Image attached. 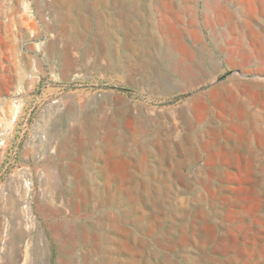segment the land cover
Instances as JSON below:
<instances>
[{
	"label": "rangeland",
	"instance_id": "374dc122",
	"mask_svg": "<svg viewBox=\"0 0 264 264\" xmlns=\"http://www.w3.org/2000/svg\"><path fill=\"white\" fill-rule=\"evenodd\" d=\"M206 2L0 0V264H264V94Z\"/></svg>",
	"mask_w": 264,
	"mask_h": 264
},
{
	"label": "crops",
	"instance_id": "0c3cea01",
	"mask_svg": "<svg viewBox=\"0 0 264 264\" xmlns=\"http://www.w3.org/2000/svg\"><path fill=\"white\" fill-rule=\"evenodd\" d=\"M205 11L210 18L204 17L203 24L225 59L226 71L231 77L234 74V90L252 100L264 94V81H259L264 79V0H207ZM242 73L252 79L241 81ZM218 101L221 105L228 102L225 97ZM243 109L239 120L244 118Z\"/></svg>",
	"mask_w": 264,
	"mask_h": 264
},
{
	"label": "bare ground",
	"instance_id": "6f19581e",
	"mask_svg": "<svg viewBox=\"0 0 264 264\" xmlns=\"http://www.w3.org/2000/svg\"><path fill=\"white\" fill-rule=\"evenodd\" d=\"M84 261V260H83ZM87 264V263H86ZM90 264V263H89ZM93 264V263H92Z\"/></svg>",
	"mask_w": 264,
	"mask_h": 264
}]
</instances>
